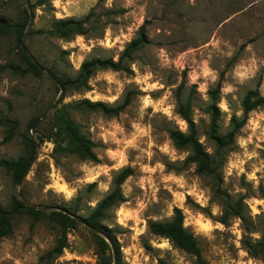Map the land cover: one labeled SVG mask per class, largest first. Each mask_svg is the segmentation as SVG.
I'll list each match as a JSON object with an SVG mask.
<instances>
[{
  "label": "rangeland",
  "instance_id": "1",
  "mask_svg": "<svg viewBox=\"0 0 264 264\" xmlns=\"http://www.w3.org/2000/svg\"><path fill=\"white\" fill-rule=\"evenodd\" d=\"M35 2L0 0V18L7 25L0 27V118L17 123L8 141V128L0 125V160L25 155L23 139L35 143L18 188L12 173L0 166V207L11 211L15 199L42 214L22 209L15 215L11 235L0 241V264H103L96 237L81 222L67 229L62 253L53 254L60 229L46 214L65 211L86 218L125 168L132 174L121 187L124 202L103 222L119 246V264H196L193 256L147 229L149 221L170 219L174 208L181 210L183 226L207 264H262L243 247L241 221H221L227 203L233 207L241 199L248 226L264 229V202L258 196L264 184V106L248 114L230 150L219 155V180L198 174L186 161L190 152L178 149L169 134L187 132L176 104L190 97L196 138L213 156L215 146L207 137L209 93L218 86L219 136L229 132L232 118H243L247 92L257 88L264 96V0H53L46 6ZM90 11L83 36L62 40L36 33L49 31L55 19H83ZM25 14L32 15V22L29 28L27 22L19 43L15 27ZM143 25L148 45L125 64L130 72L94 71L86 88L60 91L46 73L18 75L4 68H26L20 53L23 43L38 65L72 81L85 61H117ZM125 98L128 106L115 117L69 110L94 144L97 163L79 159L66 141L54 136L53 115L62 106L88 100L112 107Z\"/></svg>",
  "mask_w": 264,
  "mask_h": 264
},
{
  "label": "trees",
  "instance_id": "2",
  "mask_svg": "<svg viewBox=\"0 0 264 264\" xmlns=\"http://www.w3.org/2000/svg\"><path fill=\"white\" fill-rule=\"evenodd\" d=\"M51 1L53 0H36L35 6H46ZM92 15L93 12L90 11L83 19H55L52 22V27L49 31H36V33L55 36L62 40H68L75 36H83L86 32L84 26L86 23L90 22ZM28 21L29 15L25 14L23 22L17 24L15 27L16 37L19 43L22 42ZM6 26L5 19L0 18V27L5 28ZM147 45L148 40L146 38L145 26L143 25L139 28L136 38L125 46L123 51L118 56L117 61H114L112 58L85 61L80 66L76 78L72 81L62 79L52 71L42 68L31 56L26 53L25 49H22V47L20 53L25 60L26 68L23 69L19 66L13 65L5 66L4 68L11 70L13 73L18 75L29 73L36 77H41L43 76V73H46L47 77L60 91H66L68 88L73 86L86 88L88 79L94 71L111 70L114 72H130V69H128L125 64L132 62L134 54L145 48ZM182 87L183 84L179 87V90ZM218 93V86L213 92L209 93L212 103L208 107L210 124L207 131V137L215 146V153L213 156L209 155L203 149L201 143L196 138L190 97L186 99L185 103H181L178 100L176 104V113L186 123L187 132L183 133L176 130L170 131L169 134L171 141L178 149H186L190 152V156L186 161L195 165L196 172L198 174L208 175L216 180H219L217 170L223 165V161L219 155H222L224 152L230 150L231 146L235 142V137L237 136L238 131L245 124L248 114L256 108L264 106V96L260 95L257 88L247 92L242 100L243 118L240 121L236 118H232L230 121L231 128L229 132L225 135L219 136L217 134L216 125L219 117V111L216 107ZM128 104L129 100L128 98H125L121 104L112 107H109L102 102H90L88 100H82L74 103L73 105H64L55 110L53 115L55 122L54 136L66 141V147L68 150L74 153L79 159L97 163L98 159L93 152L94 144L84 134H82L80 127L70 118L69 110L76 109L87 112H99L104 116L115 117L123 112ZM35 122L36 119L32 120L30 126H33ZM0 125L8 128L7 136L4 140H10L17 129L16 121L11 120L8 117H1ZM23 143L27 150L25 155L19 157L15 161L0 160V166H2L7 172L12 173L16 182L19 181L22 175L29 169L30 163L33 159V149H35V143L33 141L23 139ZM131 174L132 170L130 168L122 169L114 177L112 181V188L109 193L92 209L86 218H79L75 215V213H64L65 211H51L46 214L47 221L51 224L57 225L60 229L57 243L52 249L53 254L58 256L67 247V229L74 227L78 224V222H84L87 226L94 228L104 236L102 237L92 231L97 240L98 257L101 262L103 264H112V261L114 262L115 260V264H119V246L116 240L112 237L109 229L103 225V222L106 219V214L112 210L113 207L124 202L121 187ZM258 196L264 202V184L258 188ZM14 202L16 205L11 211H6L0 207V241L11 235V222L15 215L22 209H26L22 203L17 202L15 199ZM241 205V199L237 200L233 207H230L227 203L225 214L221 222L225 223L228 217L239 219L243 224L245 231V236L242 242L244 249L251 258L259 260L262 264H264V229L262 231H255L248 226V222L244 216V211L241 208ZM26 210L35 214H42L41 212L31 208ZM76 218H79L80 221ZM147 229L150 234L158 238L168 240L178 249L193 256L196 264H207L202 259L201 251L193 236L183 226V215L180 209L174 208L173 214L168 220L149 221L147 223ZM254 232L258 233L257 238L251 237V234ZM157 264L168 263L163 260H159Z\"/></svg>",
  "mask_w": 264,
  "mask_h": 264
},
{
  "label": "water",
  "instance_id": "3",
  "mask_svg": "<svg viewBox=\"0 0 264 264\" xmlns=\"http://www.w3.org/2000/svg\"><path fill=\"white\" fill-rule=\"evenodd\" d=\"M31 22H32V15H30L29 16V23H28V28L30 27V25H31ZM21 47H22V49H24L23 48V43L21 44ZM62 91V90H61ZM55 104L56 103H54L53 105H52V108L55 106ZM28 171V170H27ZM27 171L22 175V177L19 179V181L17 182V188L20 186V184L22 183V181H23V179H24V177H25V175H26V173H27ZM31 206V205H30ZM31 207H33V208H35L34 206H31ZM78 221H80V219L79 218H76ZM85 227H87L89 230H91V231H93L94 233H97V234H99V235H101L102 237H104L99 231H97V230H95L94 228H92V227H90V226H87V224H85L84 222H81ZM106 239V238H105ZM106 241L108 242V240L106 239ZM113 264H115V260H114V263Z\"/></svg>",
  "mask_w": 264,
  "mask_h": 264
}]
</instances>
